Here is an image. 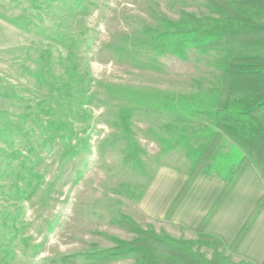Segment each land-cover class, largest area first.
Segmentation results:
<instances>
[{
  "label": "rangeland",
  "instance_id": "374dc122",
  "mask_svg": "<svg viewBox=\"0 0 264 264\" xmlns=\"http://www.w3.org/2000/svg\"><path fill=\"white\" fill-rule=\"evenodd\" d=\"M47 5L45 14L37 12ZM181 12L210 14L204 0H0V264H62L64 255L110 248L111 236H135L121 222L125 216L143 228L196 239V232L182 229L173 215L165 218L193 160L184 146L172 145L174 132L163 129L172 116L135 107L127 137L118 119L126 106L137 105L110 88L185 93L218 79L219 51H188L184 59L171 54L153 58L140 44L147 25L178 20ZM87 78L92 79L90 87ZM22 91L21 97L31 103L15 97ZM82 110L88 114L81 119L77 111ZM50 118L73 124L77 136L89 134V140L80 146L75 137L69 142ZM36 137L48 142L31 159L41 178L30 177L40 185L27 199L30 186L18 173L29 149L41 146ZM245 154L223 135L192 204L183 210L199 221L223 189L220 179ZM209 179L212 183L206 185ZM16 185L26 187L24 195ZM255 194V189L243 193L240 186L233 194L225 210L235 215L228 234L247 218L258 200L253 201ZM261 253L258 249L256 256ZM231 257L255 264L237 251ZM74 260L134 263L133 257L92 261L79 254Z\"/></svg>",
  "mask_w": 264,
  "mask_h": 264
},
{
  "label": "trees",
  "instance_id": "16d2710c",
  "mask_svg": "<svg viewBox=\"0 0 264 264\" xmlns=\"http://www.w3.org/2000/svg\"><path fill=\"white\" fill-rule=\"evenodd\" d=\"M204 1L210 10L209 15L181 12L178 20L162 19L157 26L147 25L143 29L146 39L140 44L149 50L153 58L171 54L184 59L188 51L202 54L219 51L218 79L209 86L185 93L153 88L139 90L112 84L110 88L116 94L137 105L126 106L118 124L122 134L128 137L135 107L172 116V121L166 123L163 129L168 133L174 132L175 137L169 139L172 145L184 146L193 160L188 178L165 213L166 219L176 211L195 178L203 173L223 135L230 137L247 154L240 157L227 178H222L225 185L196 226L195 240L175 238L164 230L157 232L152 226L143 228L125 216L121 222L135 233L132 239L111 236L114 242L112 247L64 255L60 259L62 264H75L74 257L78 254L92 261H116L133 257V264H250L234 261L231 254L238 250L263 210L264 193L228 245L208 233L207 227L250 164L264 182V0ZM46 8L50 7L47 5L37 9V12L45 14ZM44 18L43 15L41 19ZM85 84L90 87L92 79H85ZM21 94L23 91L17 92L15 97L31 103L32 99H24ZM88 98H92V95ZM77 112L81 119L88 114L83 110ZM50 121L56 123L57 129L69 142L75 137L80 146L90 138L89 134H80L78 137V131L71 123L65 125L51 118ZM86 129L84 125L83 133H86ZM37 140L41 146L37 149L34 145L29 149L28 160L18 173L30 186L29 193L25 195L27 199L40 185V180L32 184L30 177L38 175V179L41 178L33 170L31 159L36 156L37 150L45 149L48 142L45 139ZM16 186L24 195L26 187ZM206 248L210 250V255H207ZM261 264H264V259Z\"/></svg>",
  "mask_w": 264,
  "mask_h": 264
},
{
  "label": "crops",
  "instance_id": "0c3cea01",
  "mask_svg": "<svg viewBox=\"0 0 264 264\" xmlns=\"http://www.w3.org/2000/svg\"><path fill=\"white\" fill-rule=\"evenodd\" d=\"M203 174L204 173H201L197 176L196 180L194 181L193 185L188 191L186 197L184 198V200L182 201V203L179 205V207L172 216L173 221L176 223L178 222L182 226V229H185L186 231H195L196 226L198 225L201 218L204 216V215L201 216L200 220L198 221V219L193 218L189 214L188 210H183L184 208H186V206H189V202L190 205L192 204L191 199L194 197L193 195L194 190H196L195 188L197 184L201 181V176ZM209 176H210L209 178H212L211 175ZM220 180L222 181L223 179L221 178ZM224 182L222 184H225ZM211 183L212 180L209 179L206 185H210ZM239 186H240V191H242L243 193L250 192L251 189L256 190V194L253 196V201L255 199H258L264 193V182L262 181L258 171L254 166L252 165L248 166L245 172L243 173V175L241 176V178L239 179V181L237 182L230 196L217 211V213L212 218V220L210 221L207 227L208 233L219 237L226 245H228L232 241L237 231L239 230L238 227L240 228V226L242 225L241 223L244 222L240 219V221L236 225V229L230 234L227 233V227L232 224V220L234 219L235 215H233V213L226 212L225 210L226 207L231 202L232 200L231 198L233 194H235V192L238 190ZM239 199H244V197L239 196ZM249 213L247 214L249 215ZM261 225L264 226V209L259 214L257 220L255 221L246 239L237 250V254H239V256L248 259L255 264L260 263V261L264 258V228L262 230L261 229L259 230L258 228ZM258 249H262V253L260 254L259 257L256 256V252Z\"/></svg>",
  "mask_w": 264,
  "mask_h": 264
}]
</instances>
